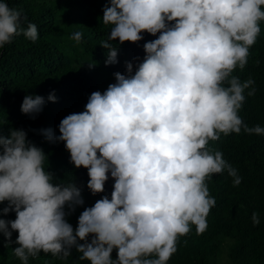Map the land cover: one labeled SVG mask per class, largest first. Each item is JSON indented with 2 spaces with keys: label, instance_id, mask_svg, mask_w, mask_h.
<instances>
[{
  "label": "clouds",
  "instance_id": "obj_1",
  "mask_svg": "<svg viewBox=\"0 0 264 264\" xmlns=\"http://www.w3.org/2000/svg\"><path fill=\"white\" fill-rule=\"evenodd\" d=\"M262 6L264 0H108L102 21L111 29L100 44L108 50L106 65L118 62L111 41L159 35L144 43L134 73L126 62L127 74L116 72L115 83L92 92L84 111L61 120L59 136L41 131L49 142H64L76 168L87 169L93 195L105 191L110 174L111 198L85 208L73 229L66 215L83 205L81 188L53 182L43 149L25 130L0 132V204L7 202L0 212L15 213L14 220L0 218V234L5 246L18 245L13 251L22 264L41 251L66 259L73 247L90 264H167L193 225L198 235L206 231L216 203L206 181L227 170L234 187L242 182L209 142L242 128L264 135V127L250 128L238 114L245 90L255 95V81L232 76L248 62L264 21ZM26 20L0 0V48L21 34L38 39L34 23L22 27ZM71 38L80 43L82 33ZM47 99L56 101L54 94ZM44 104V97L26 95L21 112L34 116ZM252 221L260 223L257 212Z\"/></svg>",
  "mask_w": 264,
  "mask_h": 264
},
{
  "label": "trees",
  "instance_id": "obj_2",
  "mask_svg": "<svg viewBox=\"0 0 264 264\" xmlns=\"http://www.w3.org/2000/svg\"><path fill=\"white\" fill-rule=\"evenodd\" d=\"M6 2L27 17L22 27L27 28L28 23L37 26L38 39L33 42L21 34L0 48V132L8 136L11 129L25 130L27 140L43 149L44 168L53 173V182L75 183L81 188L83 205L66 215L67 222L75 229L85 208L94 206L104 195L111 198L114 180L109 174L105 191L93 195L87 188V169L76 168L70 162L64 142H49L41 130L51 129L59 136L61 120L84 111L92 92H103L109 84L115 83L116 72L127 74L126 62L133 64L134 73L145 56L144 43L156 39L159 34L143 33L144 38L137 43L111 41L117 48L118 62L106 65L108 50L100 44L107 40L111 29L102 21L108 0ZM260 29L256 43L249 49L245 68L237 67L232 73L241 82L249 78L255 81V95L248 96L250 89L245 90V101L238 113L250 128L264 127V21L260 22ZM75 32L82 33L80 43L71 38ZM50 94L55 95V102L47 99ZM26 95L45 99L42 110L34 116L21 112ZM208 147L223 153V158L237 170L242 182L234 187L227 170L213 174L206 181L210 196L216 201L206 218L207 229L198 235L193 225L187 235L179 238L177 252L167 264H264V135H250L242 128L239 134H221L220 139L210 141ZM6 206L7 202L0 204V209ZM65 211L69 212L67 206ZM253 212L258 213L260 220L255 226ZM0 218L14 220L15 213L4 215L0 212ZM17 236L18 233L13 232L12 240ZM91 239L90 235L88 242ZM6 244V238L0 234V264H22L13 251L18 245ZM81 255L75 247L66 259L41 251L38 257H29L28 264H90V261L80 260ZM111 255L116 259L117 251L114 249Z\"/></svg>",
  "mask_w": 264,
  "mask_h": 264
}]
</instances>
